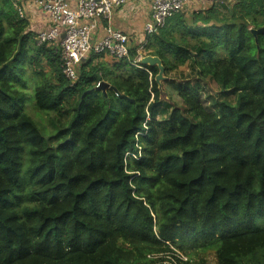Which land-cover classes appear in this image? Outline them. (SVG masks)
Here are the masks:
<instances>
[{"label":"trees","instance_id":"trees-1","mask_svg":"<svg viewBox=\"0 0 264 264\" xmlns=\"http://www.w3.org/2000/svg\"><path fill=\"white\" fill-rule=\"evenodd\" d=\"M263 28L264 0H235L145 33L164 100L137 45L113 66L92 53L70 86L59 46L0 0V264H150L171 246L182 264H264ZM30 87L51 138L26 112Z\"/></svg>","mask_w":264,"mask_h":264},{"label":"built area","instance_id":"built-area-1","mask_svg":"<svg viewBox=\"0 0 264 264\" xmlns=\"http://www.w3.org/2000/svg\"><path fill=\"white\" fill-rule=\"evenodd\" d=\"M129 0H36L37 6L50 20V28L40 32L38 43L59 46L61 70L64 77L74 86L79 79V69L93 53L107 55L115 62L129 57L130 39L121 30L112 26L113 13L125 6ZM189 0H153L150 20L145 33L154 34L165 26L167 20L183 12ZM23 18V12L18 9ZM103 35L99 37V31ZM142 57L135 60L139 65ZM101 84H97L100 87ZM150 264H182L187 257L171 246L169 251L148 256Z\"/></svg>","mask_w":264,"mask_h":264},{"label":"crops","instance_id":"crops-1","mask_svg":"<svg viewBox=\"0 0 264 264\" xmlns=\"http://www.w3.org/2000/svg\"><path fill=\"white\" fill-rule=\"evenodd\" d=\"M153 0H129L122 8L113 13L112 26L121 30L130 39V48L139 46V57L145 56L141 45L144 43L145 27L150 20V6ZM235 0H189L183 12L193 13L205 9L214 3H232ZM72 7H76V0H70ZM15 6L24 10V17L29 22V30L37 36L40 32L50 28L49 17L37 6L36 0H15ZM103 35V29L99 31V37ZM108 66H113L115 60L107 55L101 59Z\"/></svg>","mask_w":264,"mask_h":264},{"label":"rangeland","instance_id":"rangeland-1","mask_svg":"<svg viewBox=\"0 0 264 264\" xmlns=\"http://www.w3.org/2000/svg\"><path fill=\"white\" fill-rule=\"evenodd\" d=\"M22 12L24 13V10ZM141 50L144 51V49ZM189 76H190V69L187 66H183L179 68L178 73H173L171 77L175 78L177 82H182L184 80V77H189ZM29 78L30 77H27V79ZM169 92L172 95L173 101L181 103V101L178 99V97L175 95V92L172 89H169ZM218 92L219 89L215 82L209 81L208 85L207 84L205 85V90L200 95V102L201 105L204 108H206V110L213 111L212 102L217 97ZM163 99L167 100L168 97L165 96L163 97ZM26 112L37 122L44 135H46L47 138H51L52 135L54 134V128L52 125L54 115L41 112L35 108L32 87H30L28 93V100L26 102ZM53 144L56 145L57 142L54 141ZM205 259L207 262L206 264H216L215 254L213 253H209Z\"/></svg>","mask_w":264,"mask_h":264},{"label":"water","instance_id":"water-1","mask_svg":"<svg viewBox=\"0 0 264 264\" xmlns=\"http://www.w3.org/2000/svg\"><path fill=\"white\" fill-rule=\"evenodd\" d=\"M251 32L257 38L259 34L264 33V28L261 30H252ZM140 64L148 67H157L159 69V73L156 76L155 80L156 83L158 84L159 90L161 91V95L165 97V93L163 92L162 88H163V82L166 80V77L164 76L165 67L163 66L162 60L154 56H144L141 58ZM100 87H98V90L105 91V89L111 88L119 98L129 100L127 97L119 94L117 89H115L114 87H110L106 83H102Z\"/></svg>","mask_w":264,"mask_h":264}]
</instances>
